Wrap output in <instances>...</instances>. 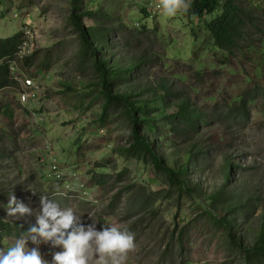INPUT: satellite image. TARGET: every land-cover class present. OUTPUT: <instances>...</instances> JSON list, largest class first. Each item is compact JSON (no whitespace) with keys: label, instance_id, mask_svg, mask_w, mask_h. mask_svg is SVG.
<instances>
[{"label":"rangeland","instance_id":"374dc122","mask_svg":"<svg viewBox=\"0 0 264 264\" xmlns=\"http://www.w3.org/2000/svg\"><path fill=\"white\" fill-rule=\"evenodd\" d=\"M80 1L83 11L95 13L103 27L115 31L110 46L95 45L99 62L114 69L142 58L153 63L135 85L123 84L115 94L149 105L159 128L154 146L166 165L181 170L190 158L198 165L182 179L181 191L152 164L126 157L133 128L122 109H111L107 125L99 121L104 109L100 77L71 20L74 0H0V37L29 30L24 57L36 55L35 67L16 69L17 87L0 92V204L6 205L14 192L33 209L17 219L0 207V221L11 226L0 248L36 222L40 196L47 195L73 208L85 226L95 222L103 230L111 223L134 233L135 250L125 264H244L240 252L229 251L225 231L216 222L233 205L250 202L253 214L236 220L237 233L247 248L264 235V98L251 107L249 122L226 120L216 110L243 90V69L264 66V33L251 62L225 64L206 27L211 17L188 16L193 0H186L185 12L170 18L161 15L158 0ZM242 1L264 31V0ZM81 22L101 26L89 17ZM27 79L34 80V89L24 88ZM162 87L178 98L167 100ZM25 91L30 99L23 105ZM184 100L209 119L200 133L183 139L167 118ZM54 161L65 172L62 180L53 175ZM230 165L239 169L229 173ZM221 190L234 202L214 205L211 197ZM53 243L41 238L40 245L29 241L28 247H38L51 261L53 253L63 251Z\"/></svg>","mask_w":264,"mask_h":264},{"label":"trees","instance_id":"16d2710c","mask_svg":"<svg viewBox=\"0 0 264 264\" xmlns=\"http://www.w3.org/2000/svg\"><path fill=\"white\" fill-rule=\"evenodd\" d=\"M74 1L75 6L71 20L81 32L85 55L95 61V69L100 77L99 87L104 98V109L99 121L104 126L107 125L111 109H122L133 128V136L130 146L126 149V157L152 164L158 173L168 179L169 185L182 191L185 186L182 179L189 174L192 167H197L198 162H194L190 158L187 165L181 170L167 166L165 159L159 155L156 150L157 147L154 146L155 139L153 137L158 135L159 128L149 116V105H141L134 96L129 94H115L116 88L123 84L135 85V81L141 78L142 73H144L145 67L153 65V63L149 59L142 58L127 68L114 69L99 62V49L95 45L110 46L112 34L115 31L103 27L101 25L102 19L95 13L83 11L81 8L82 1ZM188 16L202 20L211 17L206 27L213 38L214 46L223 52L228 61L225 64L232 65L243 60L247 64L248 61L251 62L253 49L258 48L259 34H263L264 31L255 12L248 8L242 0H193L188 10ZM84 17L94 19L101 26L86 27L81 22ZM124 39L125 44L129 45V40ZM26 42L27 37L24 30L10 37H0V92L17 87L15 68L19 69L22 64L28 67L36 66V55L21 57ZM242 63L244 64V62ZM254 69L257 74L253 76L251 71ZM243 71L246 74V79L242 85L243 90L226 99L225 104L216 110L226 120L236 121V123L249 122L252 113L251 107H256L260 99L264 98V66L252 64L250 68L243 69ZM203 74V72L200 73V80H203ZM161 90L167 100L178 98L165 87H162ZM190 103L189 100H184L179 105V111L167 118L171 130L179 138L184 139L194 133H200L209 119L207 113L205 114L201 108L193 107ZM222 140L225 142V137ZM228 168L229 173H231V170L236 167L230 165ZM120 176L122 175L120 174ZM227 178L229 180L230 175ZM211 199L213 204L219 207L225 206L231 201L234 202V197L227 194L225 190L214 194ZM252 214L251 203L245 201L241 205H233L229 212L224 213L221 218H217L216 225L225 231L229 251L240 252L245 261L244 264H264V235L261 236L259 244L253 248H247L237 233L239 226L236 220L247 219ZM10 227L0 221V245L4 242L5 233L10 231ZM20 227L17 228L19 233H21ZM183 237L184 232L179 237L180 241Z\"/></svg>","mask_w":264,"mask_h":264},{"label":"clouds","instance_id":"9594fccd","mask_svg":"<svg viewBox=\"0 0 264 264\" xmlns=\"http://www.w3.org/2000/svg\"><path fill=\"white\" fill-rule=\"evenodd\" d=\"M187 7L186 0H158L157 3L164 18L175 17ZM39 206L41 211L36 215V222L9 246L0 248V264H125L128 254L135 250V234L127 228L106 223L103 230H97L95 222L85 226L73 208L62 206L47 195L40 196ZM0 207L7 216L17 219L33 212L14 192L9 195L8 203ZM41 238L44 242H54L53 247L62 246L63 251L53 253L51 261L44 259L38 247H28L29 241L40 245Z\"/></svg>","mask_w":264,"mask_h":264},{"label":"built area","instance_id":"2783aa9c","mask_svg":"<svg viewBox=\"0 0 264 264\" xmlns=\"http://www.w3.org/2000/svg\"><path fill=\"white\" fill-rule=\"evenodd\" d=\"M156 1V0H155ZM153 3H155V2H153ZM151 4L152 3H150V6L148 5V7H149V9L151 8ZM155 5V4H154ZM157 7V6H156ZM155 13V12H154ZM28 31V32H27ZM27 31H25L24 30V32H25V35H26V37L27 38H30V37H32V33L29 31V30H27ZM28 42H26L25 43V45H24V47H23V49H22V52H21V57H24V54H25V51L27 50V47H28V44H27ZM16 71V68L14 69V72ZM16 79H17V81L19 80L18 79V76L16 77ZM23 83H24V88L26 89V90H31V89H34L35 88V84H34V80L33 79H27V80H23ZM29 99H30V95H29V93H28V91H25V92H23L22 94H21V103L23 104V105H26L28 102H29ZM55 162V161H54ZM58 164V163H57ZM54 167H53V175H54V177L57 179V180H62V177L64 176V170L62 169V168H59L58 167V165H56V162L54 163Z\"/></svg>","mask_w":264,"mask_h":264}]
</instances>
